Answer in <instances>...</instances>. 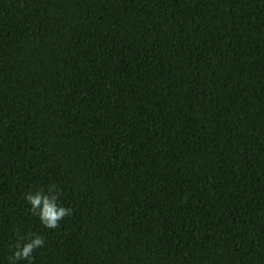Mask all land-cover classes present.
Returning <instances> with one entry per match:
<instances>
[{
    "label": "trees",
    "instance_id": "16d2710c",
    "mask_svg": "<svg viewBox=\"0 0 264 264\" xmlns=\"http://www.w3.org/2000/svg\"><path fill=\"white\" fill-rule=\"evenodd\" d=\"M30 233L32 264H264V0H0V264Z\"/></svg>",
    "mask_w": 264,
    "mask_h": 264
},
{
    "label": "clouds",
    "instance_id": "9594fccd",
    "mask_svg": "<svg viewBox=\"0 0 264 264\" xmlns=\"http://www.w3.org/2000/svg\"><path fill=\"white\" fill-rule=\"evenodd\" d=\"M59 194V189H55L54 186L49 187L47 192L44 189H37L24 194L26 202L30 205L29 211L39 218L45 228L54 229L65 216L71 215V208H66L58 202ZM44 243L42 235L26 234L12 247L9 257L10 264H18L22 260L27 264H32L33 251L43 247Z\"/></svg>",
    "mask_w": 264,
    "mask_h": 264
}]
</instances>
